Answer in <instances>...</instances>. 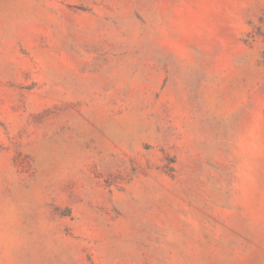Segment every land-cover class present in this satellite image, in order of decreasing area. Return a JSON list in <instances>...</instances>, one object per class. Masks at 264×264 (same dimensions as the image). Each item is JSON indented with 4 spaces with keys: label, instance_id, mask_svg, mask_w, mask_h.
<instances>
[{
    "label": "rangeland",
    "instance_id": "rangeland-1",
    "mask_svg": "<svg viewBox=\"0 0 264 264\" xmlns=\"http://www.w3.org/2000/svg\"><path fill=\"white\" fill-rule=\"evenodd\" d=\"M0 264H264V0H0Z\"/></svg>",
    "mask_w": 264,
    "mask_h": 264
}]
</instances>
